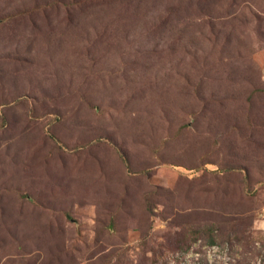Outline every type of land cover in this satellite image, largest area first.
Instances as JSON below:
<instances>
[{
  "label": "rangeland",
  "instance_id": "374dc122",
  "mask_svg": "<svg viewBox=\"0 0 264 264\" xmlns=\"http://www.w3.org/2000/svg\"><path fill=\"white\" fill-rule=\"evenodd\" d=\"M0 264H264V0H0Z\"/></svg>",
  "mask_w": 264,
  "mask_h": 264
}]
</instances>
